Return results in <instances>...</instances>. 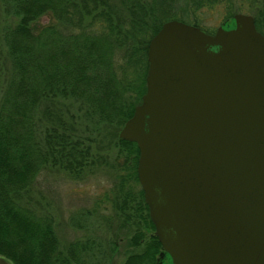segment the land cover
I'll return each instance as SVG.
<instances>
[{
  "label": "trees",
  "instance_id": "1",
  "mask_svg": "<svg viewBox=\"0 0 264 264\" xmlns=\"http://www.w3.org/2000/svg\"><path fill=\"white\" fill-rule=\"evenodd\" d=\"M220 5L229 13L226 25L245 12L264 36V0H0V258L109 264L116 242L105 250L87 236L62 246L54 217L34 197L44 172L83 181L103 168L118 181L96 207L109 204V223L117 232L133 229L128 242L141 248L123 264H160L143 192L129 188L138 183L136 144L115 137L104 156L91 138L102 128L120 131L132 117L146 92L148 45L161 26L178 20L199 27L197 11ZM43 17L49 23L40 24ZM90 217L74 216L72 228L86 229Z\"/></svg>",
  "mask_w": 264,
  "mask_h": 264
},
{
  "label": "water",
  "instance_id": "2",
  "mask_svg": "<svg viewBox=\"0 0 264 264\" xmlns=\"http://www.w3.org/2000/svg\"><path fill=\"white\" fill-rule=\"evenodd\" d=\"M165 22L146 92L119 132L171 264H264V36Z\"/></svg>",
  "mask_w": 264,
  "mask_h": 264
},
{
  "label": "rangeland",
  "instance_id": "3",
  "mask_svg": "<svg viewBox=\"0 0 264 264\" xmlns=\"http://www.w3.org/2000/svg\"><path fill=\"white\" fill-rule=\"evenodd\" d=\"M234 1L236 3L240 2V0ZM197 12H199L197 23L202 29L215 32L217 28L227 26L225 23L229 13L226 12L223 5L209 9L204 8ZM239 14L247 15L245 12ZM47 23H49V19L46 17L40 20V24L44 25ZM0 82H2V78ZM80 126L82 127L81 130L86 131H90L87 127H92L91 124L87 123H81ZM119 132V130L115 131L113 128L99 129V135L91 138L96 143H94L96 150H99L101 154L106 156V149L110 148L111 143L116 141L115 137H118ZM113 156L114 154L111 156L112 160L114 159ZM115 174L113 169L102 168L83 181H75L67 177L63 172H44L39 177L38 189L35 191L34 197L38 202V208L50 213L54 217L56 233L62 246L84 239L87 236H94L100 240L104 249L107 250L108 244L114 241L117 243V249L111 257L109 264H123L129 254L141 250V248L132 247L128 242L134 230L130 228L117 232L115 224L109 223V219L112 222L115 221L110 205L106 204L104 210L103 207H101L102 209L96 207L98 200H103L106 195H112L114 185L118 181V177ZM117 174L122 175V173L118 172ZM130 183V190L133 194H137L141 189L139 183L134 180ZM97 209L98 212L96 211ZM86 212L91 214L89 221L86 222L87 228L82 230L72 228L71 222L74 216L78 217L79 214ZM105 221H108L107 224ZM152 234L150 230L144 233L145 240L142 239V241H145L144 244L148 243ZM162 258L161 264H171L166 255ZM0 264L12 263L0 258Z\"/></svg>",
  "mask_w": 264,
  "mask_h": 264
},
{
  "label": "flooded vegetation",
  "instance_id": "4",
  "mask_svg": "<svg viewBox=\"0 0 264 264\" xmlns=\"http://www.w3.org/2000/svg\"><path fill=\"white\" fill-rule=\"evenodd\" d=\"M234 25H227V28H226V30H230V29H233L234 27H233ZM167 257H168V255H166ZM169 258V257H168ZM169 260H170V258H169ZM170 263H171V261H170ZM160 264H161V262H160Z\"/></svg>",
  "mask_w": 264,
  "mask_h": 264
}]
</instances>
